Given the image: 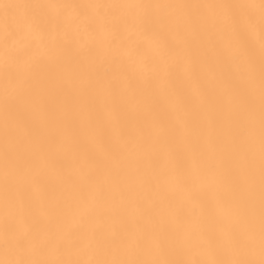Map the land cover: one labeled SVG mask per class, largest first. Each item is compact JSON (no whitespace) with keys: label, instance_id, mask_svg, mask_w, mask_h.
<instances>
[{"label":"snow or ice","instance_id":"1","mask_svg":"<svg viewBox=\"0 0 264 264\" xmlns=\"http://www.w3.org/2000/svg\"><path fill=\"white\" fill-rule=\"evenodd\" d=\"M0 264H264V0H0Z\"/></svg>","mask_w":264,"mask_h":264},{"label":"bare ground","instance_id":"2","mask_svg":"<svg viewBox=\"0 0 264 264\" xmlns=\"http://www.w3.org/2000/svg\"><path fill=\"white\" fill-rule=\"evenodd\" d=\"M79 2H85V0H79Z\"/></svg>","mask_w":264,"mask_h":264}]
</instances>
